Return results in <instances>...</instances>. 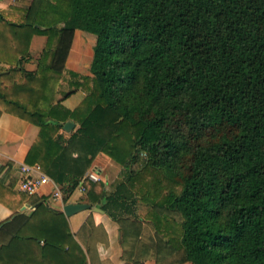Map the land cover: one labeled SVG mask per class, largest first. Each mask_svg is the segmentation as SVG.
<instances>
[{"label":"trees","instance_id":"16d2710c","mask_svg":"<svg viewBox=\"0 0 264 264\" xmlns=\"http://www.w3.org/2000/svg\"><path fill=\"white\" fill-rule=\"evenodd\" d=\"M26 13L0 15V108L39 126L27 162L64 203L80 185L105 198V178H86L105 154L184 264H264V0H33ZM76 31L95 35L89 75L64 67ZM47 186L15 192L31 211L0 222V264L87 263Z\"/></svg>","mask_w":264,"mask_h":264},{"label":"crops","instance_id":"0c3cea01","mask_svg":"<svg viewBox=\"0 0 264 264\" xmlns=\"http://www.w3.org/2000/svg\"><path fill=\"white\" fill-rule=\"evenodd\" d=\"M32 2L33 0H0V15L10 21L22 22ZM77 33L78 31L75 32L76 35ZM45 42L46 37L43 35L35 34L32 37L31 58L24 63L28 71L36 69L37 59ZM86 58L87 56H81L77 60L74 58L72 64L69 54L64 67L89 75L90 71L87 72L84 65ZM2 67L0 76L7 72L8 65L3 64ZM75 94L79 95V99L74 104H69L68 99L63 101V105L69 109L78 106L85 93L78 91ZM74 123V128H77L78 125ZM72 130L64 128L66 133ZM39 131L38 125L0 108V222L10 217L15 210L31 211L30 200L25 198L21 205L15 192H21L19 182L22 178V166L40 165L27 162L28 153L36 142ZM95 167L102 171L101 175L106 181L105 198L92 205L88 202L87 194L77 188L66 203L63 200L52 202L54 208L61 210L67 203H86L91 206L67 215L72 233L85 250L86 264H184L185 249L175 248L168 242L170 235L157 232L150 216H142L144 212L149 213L151 205L142 202L138 187L134 189L126 181V170L105 154H100L94 160L92 169ZM52 189L53 184H49L43 194ZM9 240V235L0 233V242L6 243Z\"/></svg>","mask_w":264,"mask_h":264},{"label":"built area","instance_id":"2783aa9c","mask_svg":"<svg viewBox=\"0 0 264 264\" xmlns=\"http://www.w3.org/2000/svg\"><path fill=\"white\" fill-rule=\"evenodd\" d=\"M95 169L87 172L86 178L93 182H98L102 179V175L98 174ZM22 178L19 182V190L29 194H40L42 189L49 184H53V199L62 200V190L60 187L42 170L40 165H23L21 169ZM78 190L85 192V187L80 185Z\"/></svg>","mask_w":264,"mask_h":264},{"label":"rangeland","instance_id":"374dc122","mask_svg":"<svg viewBox=\"0 0 264 264\" xmlns=\"http://www.w3.org/2000/svg\"><path fill=\"white\" fill-rule=\"evenodd\" d=\"M73 40H71V42L69 43V47L67 50L68 55L69 54L71 55V62L73 64L75 59L77 60L81 56L82 57L87 56L86 61H84V65L86 66L85 70H87V72H89V66H90L91 57H92V50H93L92 47H93V44L95 41V35L88 33V32H84V31H78L77 35L75 34ZM65 41H68V40H65ZM74 95L66 99V100L70 99L68 101L69 104H74V101L79 99V97H78L79 95H77V94H74ZM94 171H96L98 174L101 175V172H102L101 170H94ZM101 180H103V179H101ZM131 187H133L134 189H137L133 185Z\"/></svg>","mask_w":264,"mask_h":264},{"label":"water","instance_id":"95a60500","mask_svg":"<svg viewBox=\"0 0 264 264\" xmlns=\"http://www.w3.org/2000/svg\"><path fill=\"white\" fill-rule=\"evenodd\" d=\"M58 26H62V24H59ZM74 127H75V123L72 121L66 122V124L64 126V128L67 131H71ZM90 207L91 206L89 204H86V203H67L64 205L63 210H64L66 215L70 216L76 212H79V211L84 210V209H88Z\"/></svg>","mask_w":264,"mask_h":264}]
</instances>
